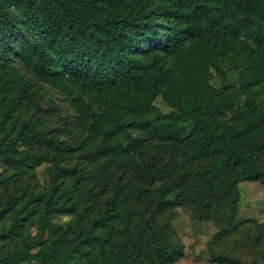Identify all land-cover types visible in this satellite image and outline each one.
Instances as JSON below:
<instances>
[{"label": "trees", "instance_id": "obj_1", "mask_svg": "<svg viewBox=\"0 0 264 264\" xmlns=\"http://www.w3.org/2000/svg\"><path fill=\"white\" fill-rule=\"evenodd\" d=\"M15 7L22 8V20ZM23 26L29 34L22 33ZM227 58L239 71L240 92L226 83L221 64ZM15 59L58 88L68 82L84 93L100 92L93 127L104 129V138L95 147L70 144L28 122L11 144L1 143L7 173L0 183L9 196L0 199V223L7 216L11 223L0 241L21 247L0 264H20L37 247L44 249L43 264H176L181 259L183 247L165 233L156 239L139 235L143 230H137L134 207L120 198L107 199L101 210L91 202L108 180L103 172L89 190L84 185L87 165L125 168L134 158L128 148L136 143L132 132L151 129L154 114L167 117L154 104L160 96L172 114L190 122L184 138L172 134L176 124H161L168 135L163 146L187 161H212L208 169L180 178L194 203L235 212L239 183H264V106L259 105L264 0H0L3 121L14 119L17 111L4 102L17 108L18 91L27 86ZM217 72L219 87L212 83ZM228 114L232 119L225 122ZM64 157L75 161L69 165ZM44 162L52 163L48 189L8 192L10 179L18 178L9 169ZM56 215H72L74 221L59 226L53 222ZM34 224L38 236L26 239L24 231ZM213 259L245 264L227 255Z\"/></svg>", "mask_w": 264, "mask_h": 264}, {"label": "rangeland", "instance_id": "obj_2", "mask_svg": "<svg viewBox=\"0 0 264 264\" xmlns=\"http://www.w3.org/2000/svg\"><path fill=\"white\" fill-rule=\"evenodd\" d=\"M21 9L15 7L14 13L20 14L22 20ZM22 33L29 34L27 26H23ZM15 65L27 86L19 90L16 96L20 100L18 109L8 100L4 102L5 107L11 106L12 111H17L15 118L10 121H3L0 113V145L3 142L11 144L21 125L28 122L34 123L42 134L57 141H67L70 144L86 142L93 147L102 141L104 129L97 131L93 127L101 110L100 92L84 93L68 82L63 88H58L42 80L32 68L19 59H15ZM221 66L227 85L240 92L239 71L233 67L232 60L223 59ZM212 83L216 87L220 86L218 72L214 75ZM154 104L163 116L167 117L161 119L154 114L151 116V129L132 132L136 143L133 147L128 145V148L132 150L134 158L125 168H102L97 163L87 165L86 171H90V175H87V181L84 183L86 191L90 189V183L98 181L97 173L100 171L108 178L100 196L92 198L91 202L98 203L97 208L101 210L107 199L118 197L127 208L134 207V218L140 226L137 230H143L139 235L156 239L158 233H165L183 247V256L176 264H219L213 259L214 255H227L245 264H264V183H239L240 197L235 212L223 208L210 211L202 203H194L180 178L185 174L208 169L212 161H187L181 156H174L171 149L165 148L163 145L168 142V135L162 133L161 124H176L179 127L172 134L184 138L190 132V122L172 114L173 109L162 96L158 97ZM259 105L264 106V96ZM231 119L232 114H228L223 120L230 122ZM19 150L24 153L27 149L20 147ZM41 154L46 155L47 152L41 151ZM63 160L69 165L75 161L68 157ZM149 162L154 166L148 167ZM6 170L7 164L0 160V178L7 173ZM15 171L18 178L10 179L9 193L17 187L22 193L27 189L39 192L51 186V162H44L33 168L9 169L11 174ZM2 196L7 199L9 195L0 183V199ZM196 197L200 198V194ZM229 216L232 219H229ZM54 217L53 222L59 226L67 227L74 221L72 215ZM10 223L7 216L0 223V233L4 232ZM229 224L232 227H228ZM37 236V224L24 231L26 239ZM156 244H162V241L156 240ZM20 247L21 243L0 241V259L17 252ZM44 253L42 247L33 248L29 258L20 264H43Z\"/></svg>", "mask_w": 264, "mask_h": 264}]
</instances>
